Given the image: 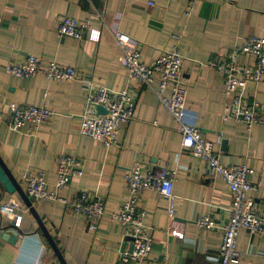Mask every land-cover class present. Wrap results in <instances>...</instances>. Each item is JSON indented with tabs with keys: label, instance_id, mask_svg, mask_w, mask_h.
I'll return each instance as SVG.
<instances>
[{
	"label": "crops",
	"instance_id": "1",
	"mask_svg": "<svg viewBox=\"0 0 264 264\" xmlns=\"http://www.w3.org/2000/svg\"><path fill=\"white\" fill-rule=\"evenodd\" d=\"M188 5L186 0H0V159L22 190L24 174L42 171L48 189L55 191L56 159L77 157L83 161L84 174L58 191V197L70 202L85 190L104 204V216L93 232L68 204L56 200L32 204L65 264H121L120 248L130 245L111 216L128 200L124 175L134 165L142 172L174 170L176 198L170 219L164 197L152 190L141 194L138 205L146 213L144 224L154 230L153 242L147 259L129 264L164 260L166 264H212L207 257L217 254L229 219L231 196L225 182L208 176L207 164L181 149L178 125L154 94L157 79L148 89L128 78L114 39L117 32L130 37L146 64L161 51L178 48L184 58L186 119L213 144L224 165L254 170L251 180L259 181V186L250 195L256 214L264 218V127L248 128L225 119L226 107L238 96L264 109V82L246 81L244 90L227 93L224 74L210 65L224 60L247 39L264 38V0H197ZM63 16L87 23L99 31V40L90 41L88 30L81 40L59 36L58 21ZM27 56L38 58L42 65L55 61L72 67L76 79L57 82L39 75L19 78L5 73L6 64ZM254 63L247 55L235 60L237 66ZM84 79L112 92L127 90L134 102L132 120L119 127L116 144L110 148L79 134ZM11 104L46 107L54 115L34 134L12 132L7 124ZM11 203L19 207L21 222L14 227L22 236L13 244L4 239L15 221L0 214V264H61L19 195L8 194L0 185V207ZM206 215L213 218L215 229L196 226ZM236 247L239 264H264V234L240 230Z\"/></svg>",
	"mask_w": 264,
	"mask_h": 264
},
{
	"label": "built area",
	"instance_id": "2",
	"mask_svg": "<svg viewBox=\"0 0 264 264\" xmlns=\"http://www.w3.org/2000/svg\"><path fill=\"white\" fill-rule=\"evenodd\" d=\"M192 5L197 0H186ZM151 5V4H149ZM189 9V8H188ZM88 30L90 41L99 40V31L90 29L87 23L63 16L58 21L57 34L61 37L81 40ZM114 39L122 51L121 65L131 81L151 88L157 79V90L154 92L159 104L172 116L178 125L181 135L180 147L189 152L190 156L200 158L207 164L208 176H219L225 182L231 196L229 219L222 228L221 244L215 256L207 257L212 264H239L241 254L236 247V237L240 230L252 235L264 234V218L256 214L255 202L250 195L259 186V181H252L255 175L252 168L246 165H224L220 153L203 134L186 119L185 99L187 87L182 74L184 58L178 48L161 51L150 64L142 61L140 50L131 45L126 34L117 32ZM238 55L252 56L255 63L252 67L237 66ZM210 65L219 73L224 74L227 93L244 90L246 81L264 82V38H249L243 46L230 51L224 60L211 62ZM5 73L19 78H30L36 75L49 81L68 82L76 79V70L62 66L55 61L42 65L38 58L27 56L21 62L6 64ZM85 96L84 111L80 116L79 134L110 148L116 144L119 127L129 123L133 118L134 102L129 98L127 90L112 92L105 87L96 86L89 80H81ZM169 93L165 95V91ZM102 107L106 113L98 114L96 107ZM54 112L46 107L11 104L7 118L8 128L12 132L34 134L39 126L47 122ZM225 119H231L252 126L264 127V109L256 102H246L241 96L235 97L226 107ZM55 191L48 189L45 174L42 171L28 172L23 175V192L33 203L45 200H56L68 204L72 213L85 219L87 230L95 231L98 222L104 216V204L94 193L79 191L71 201L59 198L57 192L68 189L71 181L81 178L83 161L74 156H60L56 159ZM176 172L161 168L157 171L142 172L138 165L128 169L124 175L128 200L118 212L112 214L124 230V237L132 240L126 242L130 248L119 253L121 264L142 262L148 258L153 242V228L144 224L145 211L139 205V198L144 191H156L168 203V217H174V183ZM19 207L11 203L0 207V214L15 221L19 227L21 216ZM196 226L204 230L216 228L210 215L196 221ZM162 264H166L165 260Z\"/></svg>",
	"mask_w": 264,
	"mask_h": 264
},
{
	"label": "water",
	"instance_id": "3",
	"mask_svg": "<svg viewBox=\"0 0 264 264\" xmlns=\"http://www.w3.org/2000/svg\"><path fill=\"white\" fill-rule=\"evenodd\" d=\"M96 111L98 114H105L106 111L100 107L97 106L96 107ZM225 145L226 142L225 140L222 142L221 145V150L224 151L225 150ZM0 185L3 187V189L5 190V192H7L8 194H13V193H17L19 195V197L21 198V200L23 201L24 205L27 207L28 211L31 213V215L35 218L39 229L41 230L43 236L45 237L46 241L48 242L50 248L52 249V251L54 252V254L57 256L58 260L60 261L61 264H65L59 249L57 248L55 242L53 241L52 237L49 235V233L47 232L46 228L44 227L42 221L40 220L39 216L37 215V213L35 212V209L32 205V203L29 201V199L27 198V196L25 195V193L23 192V190L21 189V187L19 186V184L16 182V180H14V178L11 176V174L9 173V171L7 170L6 166L4 165V163L2 162V160L0 159ZM12 226V228L5 232L4 235V239L9 240L10 239V243L13 244L14 242H16V240L21 237L22 235L19 233V231L16 229V227H14V224H10ZM125 240H132L129 237H126ZM125 247V243L122 244L120 251H123Z\"/></svg>",
	"mask_w": 264,
	"mask_h": 264
},
{
	"label": "trees",
	"instance_id": "4",
	"mask_svg": "<svg viewBox=\"0 0 264 264\" xmlns=\"http://www.w3.org/2000/svg\"><path fill=\"white\" fill-rule=\"evenodd\" d=\"M45 255V254H44Z\"/></svg>",
	"mask_w": 264,
	"mask_h": 264
}]
</instances>
